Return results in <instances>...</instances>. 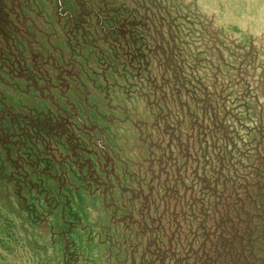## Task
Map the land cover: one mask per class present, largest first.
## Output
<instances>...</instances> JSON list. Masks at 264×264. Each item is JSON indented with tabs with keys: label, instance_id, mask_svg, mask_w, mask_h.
<instances>
[{
	"label": "rangeland",
	"instance_id": "374dc122",
	"mask_svg": "<svg viewBox=\"0 0 264 264\" xmlns=\"http://www.w3.org/2000/svg\"><path fill=\"white\" fill-rule=\"evenodd\" d=\"M210 108L264 116V0H0V264H170Z\"/></svg>",
	"mask_w": 264,
	"mask_h": 264
},
{
	"label": "trees",
	"instance_id": "16d2710c",
	"mask_svg": "<svg viewBox=\"0 0 264 264\" xmlns=\"http://www.w3.org/2000/svg\"><path fill=\"white\" fill-rule=\"evenodd\" d=\"M211 109H204L208 128H199L197 150L190 149L196 191L186 187L194 194L171 213L170 264H264V116L242 142Z\"/></svg>",
	"mask_w": 264,
	"mask_h": 264
}]
</instances>
